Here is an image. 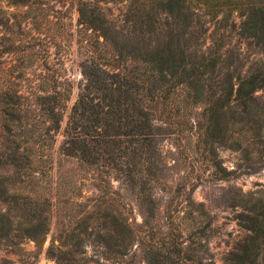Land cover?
<instances>
[{
  "label": "trees",
  "instance_id": "obj_1",
  "mask_svg": "<svg viewBox=\"0 0 264 264\" xmlns=\"http://www.w3.org/2000/svg\"><path fill=\"white\" fill-rule=\"evenodd\" d=\"M100 1L111 0L77 1L76 22L89 43L69 106V80L46 70L25 85L31 53L15 42L0 43V242L42 241L58 210L71 224L49 240L46 254L55 264H135L134 242L144 264H203L202 243L175 219L190 203L188 194L169 196L166 230L153 224V189L164 187L158 139L192 130L194 152L221 175L229 172L217 158L218 146L238 150L249 171L264 165V102L254 95L264 84V57L262 67L234 79L232 71L218 70V57L190 49L199 11L225 22L237 14L239 34L264 53V0H112L126 3L125 32L111 29ZM36 2L43 3L9 0L19 7ZM64 162L94 178L98 193L89 205L63 185L52 186L51 173ZM111 180L134 196L145 233L127 221ZM234 203L248 233L224 264H264V195L236 193Z\"/></svg>",
  "mask_w": 264,
  "mask_h": 264
},
{
  "label": "rangeland",
  "instance_id": "obj_2",
  "mask_svg": "<svg viewBox=\"0 0 264 264\" xmlns=\"http://www.w3.org/2000/svg\"><path fill=\"white\" fill-rule=\"evenodd\" d=\"M31 7L17 6L9 0H0V43L15 42L18 48L31 53L25 76L29 85L31 78H37L44 71H54L69 80V106L76 95V84L80 79L78 61L87 55L89 33L77 25L76 6L78 0H38ZM108 25L116 32H125L128 24L124 21L126 3L120 1H100L97 3ZM197 12L193 21V30L197 39L192 41L190 49L197 55H215L218 57V70L233 72V78L241 77L262 67L264 53L260 46L248 37L239 34L240 17L233 13L225 22L220 16L209 19ZM20 24V26L18 25ZM8 37L2 40L1 36ZM13 57H7L8 65ZM43 71V72H41ZM254 95L264 102V84L255 90ZM63 122L61 124V127ZM61 127L55 136L54 146L60 143ZM192 130L179 134L162 133L158 139V148L164 163L162 183L154 187V196L158 200L153 224L164 231V206L173 191L182 197L189 196L190 203L185 204L181 212H176V221L183 232H188L200 240L203 245V264H224V257L236 244L246 237L248 231L239 222L234 203L236 193L264 195V165L256 171H249L238 150L226 146L216 147L220 165L229 172L221 175L215 172L211 164L194 152ZM72 162L62 163L51 174L52 186L59 183L79 201L90 204L88 198L97 195L93 186L94 178L90 174L73 170ZM56 169V167H55ZM111 188L119 193L124 204L122 213L134 227L139 226L145 233L148 225L142 224L143 212L134 196L127 192L116 180L110 181ZM179 196V195H178ZM180 197V196H179ZM184 204V202H182ZM181 203V204H182ZM177 205L178 208L181 205ZM56 210V209H55ZM64 212L53 213L49 230L43 240L34 242L21 239L16 246H10L11 240L0 242V264H55L46 254L50 238L68 228ZM15 240V239H14ZM54 243H57L54 241ZM89 254L90 246H85ZM130 255L135 264H144L140 247L136 242L131 245ZM101 262V261H100ZM102 264H119L103 260ZM91 264V263H89Z\"/></svg>",
  "mask_w": 264,
  "mask_h": 264
}]
</instances>
